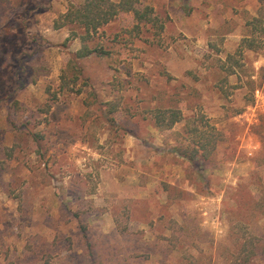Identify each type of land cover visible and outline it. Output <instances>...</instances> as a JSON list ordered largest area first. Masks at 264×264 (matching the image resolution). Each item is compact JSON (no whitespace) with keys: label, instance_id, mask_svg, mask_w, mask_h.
<instances>
[{"label":"rangeland","instance_id":"obj_1","mask_svg":"<svg viewBox=\"0 0 264 264\" xmlns=\"http://www.w3.org/2000/svg\"><path fill=\"white\" fill-rule=\"evenodd\" d=\"M82 1L0 0V264H235L245 240L264 264V34L242 42L264 0H142L163 30L121 13L86 41L55 26ZM156 107L214 125L211 158Z\"/></svg>","mask_w":264,"mask_h":264},{"label":"trees","instance_id":"obj_2","mask_svg":"<svg viewBox=\"0 0 264 264\" xmlns=\"http://www.w3.org/2000/svg\"><path fill=\"white\" fill-rule=\"evenodd\" d=\"M142 0H83L80 3H71L68 10L63 13L56 21L57 28L76 25L84 29L83 40L86 39L101 27L107 25L116 19L121 13H132L135 24L132 30L139 32L143 25L151 24L159 30H163L164 25L159 22L158 16L154 12V8L150 5L140 6ZM247 26L252 30L251 35L243 37V44L245 47L254 49L257 48V41L260 34H264V5H261L258 14L250 19ZM79 55H85L81 51ZM80 55V56H81ZM74 60H70L72 63ZM227 61L224 63L223 68L227 71V75L234 74L236 71L235 66L240 65L236 60L235 55H228ZM74 65L77 66L75 61ZM64 78V77H63ZM97 102L96 95L91 97V101L87 98L85 103L91 106ZM113 110L118 109L117 105H113ZM51 110V105L48 104L46 112ZM152 115L157 126L162 129H172L176 124L186 120V126L193 134L191 141L187 145L178 146L177 151L181 157L189 161H206L209 160L216 150L218 142L222 140L221 132L212 124L207 123V128H201L196 124L198 120H203L205 117L202 115L200 118L185 119L183 112L177 107H156L147 110ZM203 125V124H202ZM123 218V219H122ZM129 219L128 216H122L120 213L115 216L117 228L121 233L127 229L125 222ZM81 230L85 238L87 252L93 255L95 243L92 242L87 234V224L82 223ZM176 237L174 234L171 239ZM255 242L245 240L242 242L237 255L234 257L235 264H251L252 258L259 254L254 247ZM254 247L251 253V248ZM258 247V246H257ZM264 256V243L261 246V254ZM188 264H194L193 262Z\"/></svg>","mask_w":264,"mask_h":264}]
</instances>
